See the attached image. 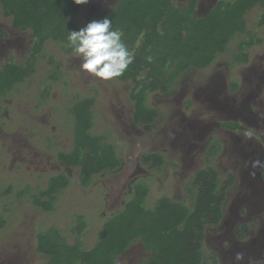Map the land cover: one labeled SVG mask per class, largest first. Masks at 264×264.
Wrapping results in <instances>:
<instances>
[{
  "label": "rangeland",
  "instance_id": "1",
  "mask_svg": "<svg viewBox=\"0 0 264 264\" xmlns=\"http://www.w3.org/2000/svg\"><path fill=\"white\" fill-rule=\"evenodd\" d=\"M118 1L89 0L71 19L84 27L96 12H107ZM185 1L173 0L180 8ZM207 9L199 10L197 18ZM263 16L264 6H254L245 16V32L234 37L208 68H190L169 84L166 93L149 94L146 104L159 116L145 128L133 121L132 82L101 81L84 73L69 44L49 41L31 56L35 45L31 32L15 30L12 18H4L0 7V69L11 62L27 67L23 82L0 97V217L5 222L0 230V264H45L48 257L36 251L37 234L51 229L59 230L68 245L78 240L83 249H91L104 219L123 210L136 182L147 186L148 208L162 197L191 208L189 185L197 172L208 168L216 171L218 183L227 176L231 180L219 223L204 227L203 260L264 264V166H252L255 160L264 163V24H259ZM249 41L251 46L243 51L247 62H236L239 45ZM86 98L94 101L92 133L113 146L122 165L85 187L79 170L67 167L58 154L71 151L70 111L76 100ZM224 123L242 129L228 131L221 127ZM147 154L162 158L159 171L141 164ZM58 175L67 176L69 186L58 195L53 211L45 212L33 199ZM80 220L86 227L77 236ZM237 252L244 254L243 261L235 260ZM149 256L138 240L116 258V264H141Z\"/></svg>",
  "mask_w": 264,
  "mask_h": 264
},
{
  "label": "trees",
  "instance_id": "2",
  "mask_svg": "<svg viewBox=\"0 0 264 264\" xmlns=\"http://www.w3.org/2000/svg\"><path fill=\"white\" fill-rule=\"evenodd\" d=\"M197 3L198 0H187L186 6L180 8L171 0H119L113 9L94 16L95 20L110 18L112 28L122 31V39L133 54L132 63L116 79L135 86L130 95L135 124L147 128L159 116L156 108L146 104L149 94L166 93L169 84L190 68H208L218 55L226 52L234 37L245 32L248 11L256 5L264 6V0H220L205 17L197 18ZM0 7L4 18H12L15 30L31 32L35 40L31 56L38 55L49 41L68 45V32L82 28L71 19L82 7L73 0H0ZM259 24H264V16ZM250 46V41L241 43L234 60L245 64L243 51ZM26 76L27 67L12 62L1 68L0 97L13 91ZM93 106L91 98L74 102L70 111L74 119L73 147L70 152L58 154L67 167L79 170V182L85 187L94 177L116 171L122 165L113 146L105 143L102 135L92 133ZM221 127L228 131L242 129L236 123H224ZM140 160L147 170L159 171L163 165L158 154L143 155ZM216 178L217 173L211 168L194 175L189 185L191 208L168 197L148 208L147 186L136 182L123 210L104 219L98 242L91 249H83L78 240L68 245L59 230L51 229L37 234L36 251L48 257L45 264H116V258L139 240L150 252L141 264H207L201 252L204 227L219 223L220 205L231 176L220 183ZM68 186L67 176L51 177L47 188L34 197L35 206L45 212L53 211L58 195ZM9 192L10 188L2 195ZM21 195L20 192L18 197ZM4 223L0 217V230ZM85 227L80 220L76 235Z\"/></svg>",
  "mask_w": 264,
  "mask_h": 264
},
{
  "label": "clouds",
  "instance_id": "3",
  "mask_svg": "<svg viewBox=\"0 0 264 264\" xmlns=\"http://www.w3.org/2000/svg\"><path fill=\"white\" fill-rule=\"evenodd\" d=\"M76 5L88 4L89 0H73ZM123 33L112 28L107 16L93 20L78 31L68 32L67 40L73 53L80 58V69L101 81L121 77L132 63L133 54L124 43ZM253 167L264 166L260 160L252 161ZM244 254L237 252L236 261H243Z\"/></svg>",
  "mask_w": 264,
  "mask_h": 264
},
{
  "label": "flooded vegetation",
  "instance_id": "4",
  "mask_svg": "<svg viewBox=\"0 0 264 264\" xmlns=\"http://www.w3.org/2000/svg\"><path fill=\"white\" fill-rule=\"evenodd\" d=\"M198 1H199V4L198 5H200V8H199L200 12H204V11H206L207 7L210 4H212L213 1H215V0H209V3H206L203 0H198ZM262 255H263V263H264V254H263V251H262Z\"/></svg>",
  "mask_w": 264,
  "mask_h": 264
},
{
  "label": "crops",
  "instance_id": "5",
  "mask_svg": "<svg viewBox=\"0 0 264 264\" xmlns=\"http://www.w3.org/2000/svg\"><path fill=\"white\" fill-rule=\"evenodd\" d=\"M171 1L173 2V0H171ZM118 2H119V1H118ZM118 2H117V3H118ZM218 2H219V1H218ZM173 3H174V2H173ZM186 3H187V0L185 1V6H186ZM198 4H199V1H198V3H197L196 9H195V11H194V15H195V16H196V14H197V12L199 11V8H200V5H198ZM116 5H117V4H115V6H116ZM215 5H216V4H215ZM215 5H214V6H215ZM115 6H114V7H115ZM176 6H177V5H176ZM185 6H184V7H185ZM214 6H212V7L209 8V9H207L208 11L206 12V14H205L203 17H205V16H206V15L212 10V8H213ZM114 7H113V8H114ZM113 8H112V9H113ZM110 10H111V9H110ZM108 11H109V10H108ZM98 12H100V11H98ZM98 12H96L95 15H96ZM201 13H202V12H201ZM95 15H94V16H95ZM203 17H201V18H203ZM93 20H95L94 17H93Z\"/></svg>",
  "mask_w": 264,
  "mask_h": 264
}]
</instances>
